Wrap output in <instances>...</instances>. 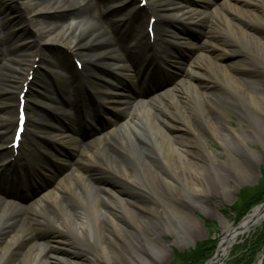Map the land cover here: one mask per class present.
<instances>
[{
    "label": "bare ground",
    "instance_id": "1",
    "mask_svg": "<svg viewBox=\"0 0 264 264\" xmlns=\"http://www.w3.org/2000/svg\"><path fill=\"white\" fill-rule=\"evenodd\" d=\"M66 1L45 0L37 5L39 10L37 13L39 16L37 18L38 25L44 28L52 27L50 35L62 34L63 38L70 37L72 41L67 48L72 58L81 63L80 69L76 64L67 66L63 64L55 67L66 89H64V93L76 90L78 94H81L82 100L80 101L83 103L89 99V93L92 92L99 105L107 104L120 115L117 123L110 122L103 130L97 131L86 143L80 145L79 148L89 153L90 157L80 159L83 162L77 164L79 167H72L70 178L68 176L58 177L54 180V186L51 188L35 191L34 198L28 202L26 207L20 206L15 199L0 195V231L11 229L10 225L16 213L25 209L33 213L30 228L29 225L21 224L14 231L15 235L13 233L7 237V248L0 244V264H6L5 258L14 250V247L26 238V242L32 241L33 236L29 237L31 233H38L40 236L38 241H32V246L27 249L26 253L12 264H49V258L60 262L59 256L53 255L54 250L58 247L66 248L65 244L59 243L62 241L60 237H57L58 242L47 243L42 236L43 229L57 234H61L63 229H66L68 235L74 237L75 244L79 249L89 252L98 248L104 264H108L109 257L116 256V250L104 246L105 236L101 229L103 221L100 214L102 211L105 212V208L100 205V202L113 205L121 219V223H118L117 227H114L113 222L110 221V226H107L110 233L121 237L127 229L136 228L145 238L150 251L161 252V229L154 226L150 215L156 214L163 226H166L162 220V214L179 210L173 202L174 198L186 197L195 205L202 203L199 188L203 189L201 184L203 169L198 160L191 157L194 152L183 149L171 135L172 130L181 129L183 125L190 124L189 120L180 117L172 121L169 118L157 117L155 113L159 109H163L166 104L173 107L174 112H182L176 104V93L178 92L185 90L195 102L198 112L203 110L206 100L222 112H236L239 121L250 127L256 140L264 142V94L248 92L246 93L247 98H244L243 93L238 90L242 80L234 72L228 70L224 63L218 62V68H224V79L219 80L215 75L211 58L209 57L206 62L203 59V50L198 45L194 46V50L193 47L191 48L194 52L190 65L193 67L188 66L185 69L186 81H176L158 90L149 89L148 92L136 91L131 86L127 90L121 88L118 81L135 84L149 83L150 76L154 71L150 69L152 66L160 67L161 64L170 62L178 52L179 46H192V43L183 36V27L186 24L193 25L192 23L198 22L203 13L197 10L190 0H178L174 7L167 8L170 14L162 11L165 15L158 14L156 7H150L149 17H155L156 21L155 27L152 29L153 50L147 61L144 60L145 58L142 60V57L145 56L143 51L145 46L151 42V36L143 28V18L146 16L145 7L137 6V0H129L119 8L109 5L116 0H71L76 8L68 20L52 23L41 17L40 14L48 7ZM200 1L206 5V8L213 10V16L223 19L229 31L231 22L241 23L244 21L243 14L252 12L251 9L256 6L257 2L264 4V0ZM32 2L34 3L33 0ZM127 7H129V12L124 15L123 11ZM218 7L222 8L220 14ZM167 15L173 19V23L161 25L162 29L159 30L158 27L163 22L162 19ZM254 16L255 23L264 27V14L262 13L261 16L254 14ZM88 27H92L94 33H90ZM72 28L75 30L72 31ZM125 33L135 36L132 45L125 42ZM85 40L88 41L84 43ZM39 41V45H41V41L49 40L40 39ZM95 45L99 48H93ZM160 53L163 56H158ZM236 53V51L226 48L224 55ZM262 59V66H264V55ZM0 63L5 64L3 60ZM206 63L210 66L207 67ZM95 64L101 65L98 72L92 69V67L95 68ZM204 66L207 67L210 77H216L213 84L229 89L238 96L237 104L223 99L218 91L202 92L195 82H191L192 87L188 90V87L185 89V82H190L192 78L194 79V75L201 74L200 68ZM249 68L250 64L243 61L237 64L238 70ZM3 74L5 75V73ZM74 80H77V85L73 87ZM91 80L96 83L93 84ZM75 101L70 103L71 107L76 112L80 111L82 107L85 112L83 118L91 119L92 109H88L89 106L84 103L79 106ZM61 104V99L55 98L51 101V107L65 117L63 110L61 111ZM183 112L193 111L185 109ZM16 118L17 113L15 123L17 122ZM13 121L14 116L11 112L8 116H0V142L5 143L10 136ZM60 123L59 120L54 121L48 127L43 128L49 131L47 136L52 137L53 144L57 142L55 145L62 143L66 137L65 132L61 130L62 124ZM70 129L72 130V128ZM191 130L199 135L196 128ZM210 133L214 137L219 135L213 128H210ZM44 148L46 149L43 152L49 151L48 153L51 155L50 149ZM1 154L7 155V159L11 157L13 159L3 166L0 178L3 177V172L8 178L10 175L17 177L18 172L25 170V167L19 164V160L20 157H29L27 149H22L17 153L10 146L6 147ZM209 162L213 167L217 181L222 187H225L227 180L223 177V170L220 167H215L210 158ZM233 165L240 173H243L244 166L238 159L233 161ZM97 166L103 168L99 171V179L110 181L100 190L94 188L86 177L92 167ZM38 167L36 178L40 174L44 175V169L40 165ZM32 170L35 171V169ZM74 171H77L78 174ZM137 185L147 190L148 195L156 202L155 208L136 201L135 193L141 191L135 188ZM62 195L66 196L68 206L59 200ZM263 220L264 202L253 208L238 224L227 227L226 235L218 241L214 256L206 264H218L223 259L228 245L232 240H235L236 236L248 233L260 225ZM93 227L96 233L91 234V241L86 240L83 230ZM44 232L46 233V231ZM133 249L141 260V253L134 247ZM262 259L256 264H261ZM74 264L82 263L77 260Z\"/></svg>",
    "mask_w": 264,
    "mask_h": 264
},
{
    "label": "rangeland",
    "instance_id": "2",
    "mask_svg": "<svg viewBox=\"0 0 264 264\" xmlns=\"http://www.w3.org/2000/svg\"><path fill=\"white\" fill-rule=\"evenodd\" d=\"M33 1L34 3L32 0H0V62L3 60L5 63L3 65L0 63V116H8L10 112L14 116L10 136L5 143L0 142V172L3 166L13 159L12 157L7 159V155L1 154V152L11 145L17 113V93L23 88H26L25 106L28 120L18 151L27 149L29 154L27 158L20 157L19 164L24 166L25 170L18 172L17 177L10 175L7 178L6 173L3 172V177L1 176L0 178V195L15 199L20 206L24 205V207L34 198L33 194H35V191L51 188L54 186V180L58 177L68 176L70 178L72 167H79L77 164L83 162L80 159H88L90 157L89 153L79 148L80 145L86 143L97 131L103 130L110 122L117 123L120 115L119 112H114L112 107L107 104L98 105L95 95H90V93L91 97L84 101V104H87L89 106L88 109L93 111L91 119L83 118V120L78 110L77 114L73 112L70 103L76 100L75 103L77 102L79 106L82 105L80 101L82 96L76 90L71 93L70 91H68L69 93H64L65 87L57 69H55L58 65L65 64L67 66L68 64L73 65L76 63L67 48L72 40L70 37L63 38L62 34L50 35L52 27L44 28L39 26L37 23V18L39 17L37 15L39 12L37 5L45 0ZM128 1L116 0L109 5L119 8L128 3ZM145 1L146 16L143 18V28L146 32H148V17L150 16L151 6L156 7L157 13L161 15L164 11V13L170 14L167 8L174 7L178 3V0ZM190 1L197 10L203 13L200 15L198 22L192 23L193 25L186 24L183 27V36L192 43V46H179L174 59L163 65L160 63L161 66L153 71L149 83L135 84L133 82L118 81L121 88L127 90L131 86L136 91L148 92L149 89L158 90L176 81H186L187 73L185 69L188 66L193 67V65H190L194 52L191 48L193 47L192 49L194 50V46L198 45L203 50V59L208 62L209 57L211 58L215 75L219 80L224 79V68H218V62L224 63L228 70L234 72L242 80L238 90L243 93L244 98H247L246 93L248 92L263 95L264 27L255 23L254 14L258 16H261L262 13L264 14V4L257 2L256 6L251 9L252 12L243 14L244 21L241 23L231 22V30L229 31L223 19L213 16V10L206 8V5L200 0ZM139 3L140 1H136L137 6H139ZM75 8L73 2L67 0L53 7H48L40 15L43 19H47L52 23L61 22L68 20L73 15ZM127 8L123 11L124 15L129 12V7ZM221 9V7H218L219 14ZM162 20L163 22L158 27L159 30L165 24L170 25L173 23V19L168 15ZM88 29L90 33H94L92 27H88ZM71 30L75 29L72 28ZM40 39H48L49 41H41V45H39ZM124 39L127 44L132 45L135 41V36L125 33ZM87 41L85 40L84 43ZM93 48L98 49L99 47L95 45ZM226 48L237 53L224 55ZM152 50V44H147L143 51L146 57H142V60L145 58L144 60L147 61L151 57ZM158 56L163 55L160 53ZM240 61L250 64V68L238 70L237 64ZM206 65L207 67L210 66L208 63ZM152 67L150 69H153ZM207 67H201V74L194 75L192 81L185 82V89L188 87V90L192 87L191 82H195L202 92L218 91L223 99L235 104L238 101V96L229 89L220 88L213 84L216 77L209 76ZM92 69L98 72L101 69V65L95 64V68L92 67ZM91 82L93 84L96 83L92 80ZM76 85L77 80H74L73 87ZM74 92L75 94L73 95ZM176 96V104L182 112H174L175 109L166 104L163 109H159L155 113L157 117L169 118L172 121L180 117L189 120L190 124L183 125L181 129L172 130L171 135L183 149L194 152L191 157L197 159L203 169V179L201 180L203 189L199 188L202 203L201 205H195L188 201L186 197L174 198L173 202L179 210L162 214V220L166 226H163L162 221L156 214L152 213L150 215L154 226L161 229L162 250L161 252H154L149 250L145 238L136 228L127 229L121 237L110 233L108 228L110 221L113 222L114 227H117V224L121 223V219L113 205L100 202V205L105 208V212L102 211L100 214V218L103 221L101 229L105 236L104 246L106 248L112 247L116 250V256L109 257L108 264H184V259L179 257L178 253L188 251L192 248V245L194 247L197 242L204 241L209 237L216 239L217 244V241L226 235L228 226H235L253 207L264 202L263 199L258 204L253 205L243 216H239L237 212L231 210L232 205L239 199L240 192L243 189L255 186L262 177L261 166L264 142L256 140L250 127L239 121L236 112H222L208 100H206L203 110L198 112L195 102L185 90L184 92L176 93ZM55 98L61 99V111L63 110L62 112L68 118H63L64 116L58 114V110L51 107V101ZM92 102L95 103L94 106H90ZM185 109L193 112H183ZM59 115L62 120L60 123L62 124L61 130L65 132L66 137L62 143L55 145L57 142L53 144L54 140H52V137L47 136L49 131L43 128L48 127L51 122L58 121ZM85 120L86 123H84ZM192 128H196L199 135L193 132ZM210 128H213L219 135L212 136ZM46 140L50 143H46ZM43 146L47 147V150L50 149L51 155L48 153L49 151L47 153L43 152L46 149ZM82 151H84L83 154H81ZM209 158L215 164V167H220L223 170V177L227 180L225 187H222L217 181ZM235 159H238L244 166L243 173H240L233 165ZM26 160L29 161L26 162ZM39 165L44 169V175L40 174L36 178L35 175L39 171ZM32 169H35V171ZM100 170H103V168H99V166L92 167V170L86 174L88 181L97 190L107 186L106 183H110L109 180L99 179ZM74 172L78 174L77 171ZM31 173H34L33 176H31ZM17 185L21 187H15ZM135 188L142 191L135 193L137 202L147 204L151 208L156 207V202L148 195L145 188L140 185ZM59 200L68 206L65 195H62ZM32 214L26 209L15 214V218H13L10 225L11 229L0 231V244L2 247H8L7 237H10L13 233L15 235L16 232L14 231L21 224L31 227ZM206 221L213 224L214 227L209 228ZM263 225L264 220L248 233L236 236L235 241L243 239L246 235L253 233ZM92 233H96L94 227L83 230L86 240L91 241ZM30 236H33L32 241H38L40 237L38 233H31ZM42 236L47 243L58 242L57 237H60L62 241L59 243L66 246V248L58 247L54 250L53 255L57 254L60 262L49 258V264H74L77 260L82 264H104L98 248L89 252L82 251L75 244L74 237L68 235L66 229H63L61 234L43 229ZM26 240L14 247V250L5 258L6 264L16 262L32 246V241L26 242ZM235 244L232 245V248ZM133 247L141 253V260L138 254L134 252ZM230 251L223 258L221 264L228 258ZM50 256L52 257V255ZM208 259L201 264H204ZM261 264H264V257Z\"/></svg>",
    "mask_w": 264,
    "mask_h": 264
},
{
    "label": "trees",
    "instance_id": "3",
    "mask_svg": "<svg viewBox=\"0 0 264 264\" xmlns=\"http://www.w3.org/2000/svg\"><path fill=\"white\" fill-rule=\"evenodd\" d=\"M262 177L252 188L243 189L239 194V199L232 205L231 210L237 212L239 216L245 215L253 205L264 199V155L261 166ZM207 222V221H206ZM208 227H214L208 223ZM216 239L207 238L197 242L188 251L177 255L184 259V264H201L208 259L215 250ZM264 249V225L256 229L237 242L229 253L223 264H253L257 255Z\"/></svg>",
    "mask_w": 264,
    "mask_h": 264
},
{
    "label": "water",
    "instance_id": "4",
    "mask_svg": "<svg viewBox=\"0 0 264 264\" xmlns=\"http://www.w3.org/2000/svg\"><path fill=\"white\" fill-rule=\"evenodd\" d=\"M85 113V112H84ZM84 113H82V119H83V117H85V114ZM84 120V119H83ZM84 123H86V120L84 121ZM260 205V204H259ZM259 205H257V206H259ZM256 206V207H257ZM235 243V240H232L231 242H230V244L228 245V247H227V251H226V253H225V255L223 256V258H225L226 257V255L228 254V252H229V250L231 249V247H232V245ZM217 247H218V243H217V245H216V250H217ZM216 250H215V252H216ZM215 254V253H214ZM214 256V255H213ZM212 256V257H213ZM263 256H264V251L258 256V258H257V260H256V262H255V264L260 260V259H262L263 258ZM211 257V258H212ZM210 258V259H211ZM209 259V260H210ZM209 260H207L204 264H206ZM221 262H222V260L218 263V264H221Z\"/></svg>",
    "mask_w": 264,
    "mask_h": 264
}]
</instances>
